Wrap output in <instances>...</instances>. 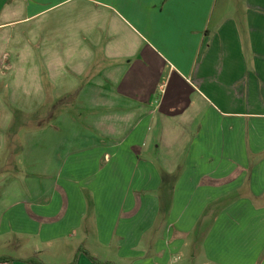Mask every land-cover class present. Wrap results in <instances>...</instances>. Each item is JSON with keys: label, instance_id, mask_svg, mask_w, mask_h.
Masks as SVG:
<instances>
[{"label": "crops", "instance_id": "1", "mask_svg": "<svg viewBox=\"0 0 264 264\" xmlns=\"http://www.w3.org/2000/svg\"><path fill=\"white\" fill-rule=\"evenodd\" d=\"M4 92L0 264H264V0H0Z\"/></svg>", "mask_w": 264, "mask_h": 264}, {"label": "rangeland", "instance_id": "2", "mask_svg": "<svg viewBox=\"0 0 264 264\" xmlns=\"http://www.w3.org/2000/svg\"><path fill=\"white\" fill-rule=\"evenodd\" d=\"M142 55L145 57H148L150 59H154L157 57V53H154L153 51L145 47L143 49ZM155 61H158L157 58H155ZM157 63V62H156ZM157 66V65H156ZM168 75L165 76H160L158 79L154 80H147L146 83V89H150L149 92V103H151L153 106L157 105L160 102L161 96L165 94L168 90L171 89V86L168 87V85H165L167 81H171L167 79ZM168 82V84H169ZM29 98H33V96H28V95H15L11 98V95L9 92H4V94L0 95V99L4 101V103L11 107V110L13 112V120L11 127L7 128V132L4 133L6 136V139L9 138L8 140V146L5 149V151L0 153V184L2 182H5L6 179H2V175L9 176L11 173L19 174L18 171L24 170L22 168V160L18 158L19 156L21 157L22 154V149H19L18 144L15 143L12 144L11 141H13V138L19 137V145L23 144L25 141V135L32 132V131H38L40 130V127H47L49 123L53 120H57L59 117V114L61 111L55 110L54 107L53 109L50 108V100L47 99L46 103H48L46 106H44V100H43V106L39 110H29L26 105ZM36 102H41L42 101V96H35ZM16 100V101H15ZM34 102V101H32ZM45 103V104H46ZM32 105V104H31ZM50 108V109H49ZM57 108V107H55ZM29 123V125H28ZM13 137V138H12ZM11 142V144H10ZM3 145V143H2ZM14 145V146H13ZM18 149H17V146ZM1 146V144H0ZM5 146V145H4ZM16 146V148H15ZM6 147V146H5ZM14 150L15 148V153L14 157H11L13 154H11V151L8 150ZM21 151V152H20ZM20 152V153H19ZM19 153V154H18ZM18 155V156H17ZM17 156V157H16ZM14 166V167H13ZM20 176H25L23 173H20ZM1 186V185H0ZM71 247H69L70 249ZM14 247L12 245H8L5 243V241H2L0 239V257L4 256H14ZM28 253V252H27ZM29 254V253H28ZM60 257V256H59ZM61 258V257H60ZM62 259V258H61ZM63 260V259H62ZM59 261V260H58ZM187 262L186 260H184ZM61 262V261H59Z\"/></svg>", "mask_w": 264, "mask_h": 264}, {"label": "trees", "instance_id": "3", "mask_svg": "<svg viewBox=\"0 0 264 264\" xmlns=\"http://www.w3.org/2000/svg\"><path fill=\"white\" fill-rule=\"evenodd\" d=\"M8 261H9V260L6 259V258L0 259V263H4V262H8ZM32 262H34V260H30V261H28V263H32ZM99 264H101V263H99Z\"/></svg>", "mask_w": 264, "mask_h": 264}]
</instances>
